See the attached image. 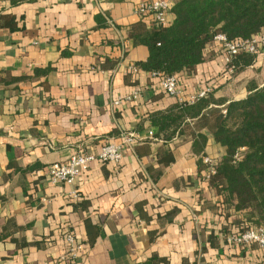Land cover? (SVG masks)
<instances>
[{
	"label": "crops",
	"instance_id": "0c3cea01",
	"mask_svg": "<svg viewBox=\"0 0 264 264\" xmlns=\"http://www.w3.org/2000/svg\"><path fill=\"white\" fill-rule=\"evenodd\" d=\"M143 1L0 0V264H136L153 255L168 256L170 264H264L257 244L230 245L219 233L211 206L221 197L199 163L206 156L217 161L224 148L211 141L207 155H197L192 141L165 140L149 113L178 98L147 72L137 82L128 73L149 56L146 46L128 38L131 24L142 18L136 9ZM12 16L14 30L7 23ZM223 67L222 54L210 52L196 73L184 75L183 94L202 88ZM253 80L264 85V55L214 95L227 104L244 99ZM136 92L134 100L115 103ZM128 131L136 132L137 145L125 150L118 168L94 162L73 183H51L52 163L120 143ZM166 151L175 158L170 165L159 162ZM148 166L163 171L157 183ZM188 177L193 185L174 188L179 178L188 185ZM175 207L180 213L163 228L157 214ZM9 221L15 224L9 233L18 229L7 237ZM202 227L201 240L194 233ZM211 229L218 238L209 239ZM68 230L85 244L88 236L95 242L77 259L61 262Z\"/></svg>",
	"mask_w": 264,
	"mask_h": 264
},
{
	"label": "trees",
	"instance_id": "16d2710c",
	"mask_svg": "<svg viewBox=\"0 0 264 264\" xmlns=\"http://www.w3.org/2000/svg\"><path fill=\"white\" fill-rule=\"evenodd\" d=\"M21 1L15 0L16 3ZM170 13L174 15V20L167 25L156 24L154 20L150 25L147 16L131 24L128 38L134 45H144L149 49L146 60L134 63L138 71L128 70L136 78L135 82L140 72L145 71L150 77L158 74L156 78L160 81L164 76L175 75L179 87H182L185 74L196 73L210 52H219L214 44L215 35L223 33L229 41L237 42L251 40L264 31V0H175ZM11 20L7 23L14 30L17 27L16 21L13 16ZM257 59L256 54L241 51L228 64V68H233L234 75H237L251 67ZM48 71L49 68L45 74ZM231 77L224 63L221 73L203 80V87L212 89L207 97L194 103L178 101L166 110L149 113L153 126L165 140L178 138L181 141H192L197 155H207L211 141L224 148L214 166V172L210 171L211 167L205 160L199 163V172L204 170L208 185L221 197V201L211 207L221 222L219 233L224 238L234 233L233 228L246 231L264 225V85L260 86L256 80L251 81L247 86L246 98L227 104L225 99L215 97L214 92ZM13 80H20V77ZM42 86L48 87L46 80ZM224 110L227 112L224 113ZM174 160L173 153L166 151L159 162L170 165ZM147 171L153 174L155 183L163 173L149 166ZM198 177L202 178L201 173ZM191 185V177H188V185L184 178H179L174 188L184 190ZM179 213L180 208L175 207L165 214L159 212L157 218L164 228L166 223L175 221ZM89 224L87 219V228ZM11 225H15L14 221H9L4 228V236H12L13 231L18 229L14 226L9 233ZM204 233L202 227L199 233L194 234L202 240ZM218 237L211 229L209 239ZM88 239L89 244L79 241L84 250L95 242L90 236ZM14 241L21 247L28 245L16 238ZM201 249L204 251L205 246ZM170 262L168 256L153 255L147 261L136 264ZM186 263L183 261V264Z\"/></svg>",
	"mask_w": 264,
	"mask_h": 264
},
{
	"label": "built area",
	"instance_id": "2783aa9c",
	"mask_svg": "<svg viewBox=\"0 0 264 264\" xmlns=\"http://www.w3.org/2000/svg\"><path fill=\"white\" fill-rule=\"evenodd\" d=\"M175 0H146L140 2L137 6L136 13L141 16H151L156 24H169L168 15L174 5ZM214 44L216 49L224 56L225 68L228 73L234 76L233 68H228V64L232 62L235 55L241 51L256 54L258 58L264 55V33L262 32L258 37H254L247 41H229L225 34L219 33L214 37ZM130 70L137 72L136 66H131ZM157 77L158 74H154ZM160 84L168 95L177 97L179 102L194 103L197 100L207 97L212 89L209 87H202L193 94L184 95L182 87H179L177 76L167 75L162 77ZM138 92L133 96H128L117 100L115 103L120 105L122 102L132 101L138 97ZM227 111L224 110V113ZM154 131L149 132L150 138H154ZM138 136L134 131L125 132L121 136V142H106L103 144L98 152L79 151L71 155L68 162H55L49 166L50 181L53 184L73 183L81 175L90 169L94 162H103L113 164L119 167L125 150H133L137 144ZM205 162L211 167L210 171L214 172V166L217 161L206 156ZM77 197V195H74ZM229 244H237L243 246H250L257 244L261 249H264V225L260 228L252 227L246 231H235L230 236L226 237ZM66 250L60 256L61 262L72 261L82 256L84 253L83 245L77 239V236L71 230H68L65 236Z\"/></svg>",
	"mask_w": 264,
	"mask_h": 264
},
{
	"label": "rangeland",
	"instance_id": "374dc122",
	"mask_svg": "<svg viewBox=\"0 0 264 264\" xmlns=\"http://www.w3.org/2000/svg\"><path fill=\"white\" fill-rule=\"evenodd\" d=\"M132 66H133V65H132ZM210 158H211V157H210ZM213 158L216 159L215 157H212V159H213Z\"/></svg>",
	"mask_w": 264,
	"mask_h": 264
}]
</instances>
